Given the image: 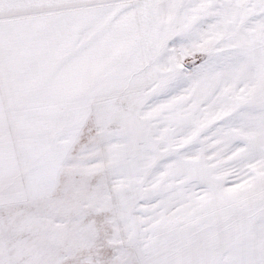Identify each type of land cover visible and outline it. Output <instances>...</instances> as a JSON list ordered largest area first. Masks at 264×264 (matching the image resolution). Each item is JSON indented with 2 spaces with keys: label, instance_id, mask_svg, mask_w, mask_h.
I'll list each match as a JSON object with an SVG mask.
<instances>
[{
  "label": "snow or ice",
  "instance_id": "snow-or-ice-1",
  "mask_svg": "<svg viewBox=\"0 0 264 264\" xmlns=\"http://www.w3.org/2000/svg\"><path fill=\"white\" fill-rule=\"evenodd\" d=\"M0 264H264V0H0Z\"/></svg>",
  "mask_w": 264,
  "mask_h": 264
}]
</instances>
